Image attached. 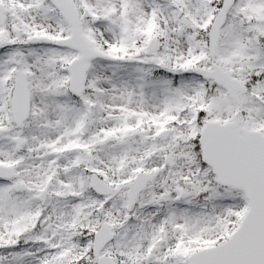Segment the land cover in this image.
<instances>
[{
  "label": "snow or ice",
  "instance_id": "6c2138e0",
  "mask_svg": "<svg viewBox=\"0 0 264 264\" xmlns=\"http://www.w3.org/2000/svg\"><path fill=\"white\" fill-rule=\"evenodd\" d=\"M0 264H264V0H0Z\"/></svg>",
  "mask_w": 264,
  "mask_h": 264
}]
</instances>
